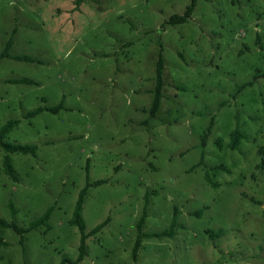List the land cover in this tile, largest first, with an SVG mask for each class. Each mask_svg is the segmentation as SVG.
Instances as JSON below:
<instances>
[{
  "label": "rangeland",
  "instance_id": "1",
  "mask_svg": "<svg viewBox=\"0 0 264 264\" xmlns=\"http://www.w3.org/2000/svg\"><path fill=\"white\" fill-rule=\"evenodd\" d=\"M191 2L0 0V264H264V0Z\"/></svg>",
  "mask_w": 264,
  "mask_h": 264
},
{
  "label": "trees",
  "instance_id": "2",
  "mask_svg": "<svg viewBox=\"0 0 264 264\" xmlns=\"http://www.w3.org/2000/svg\"><path fill=\"white\" fill-rule=\"evenodd\" d=\"M196 3L197 0H192L191 4L187 7L186 11L184 12L183 15H175L172 16L170 18V23L171 24H184L186 23L192 16L195 7H196ZM11 48V40L8 42L3 54L1 57H9V50ZM0 57V58H1ZM17 59L19 60H23V61H32V58L29 57H17ZM163 58L162 56L159 57L158 62H157V68H156V88H155V92H154V98H153V102H152V106H151V110H150V115L152 117H155L160 105H161V100H162V88H163V84H164V80H163ZM62 108L61 105L55 107V108H50L48 109V111L52 112V113H57L60 109ZM42 112V109H38L33 113H30L31 116H35L39 113ZM16 124V122H9L7 123L4 127H2L0 129V146L7 152V153H21V154H33L35 155L37 147L34 145H20V144H9L5 142V137L6 134L8 133V131ZM231 141H230V148L232 150H236L237 148H239L240 142L243 139V137H245L244 134H242L241 130H239L238 128L232 132L231 134ZM4 167H5V172L7 175H9L10 177H12L13 179H17L16 177V173L13 167V164L11 162V159L6 156L4 159ZM87 191V187L85 189H83L80 193L78 202L76 204V208H75V212H74V219L72 221V223L74 225H76L81 233V246H80V250L81 253L84 252L85 246H86V240L88 238V235L85 232V224L82 218V210H83V203H84V198H85V194ZM50 210H48L35 224H33V228L37 227L40 224H43L46 220L49 219L50 217ZM142 222H143V218L141 219L140 222V229L142 226ZM175 226V222L172 223L171 229H174ZM0 228H11L13 229L16 233L22 235L23 233L27 232L28 230H24L22 228H19L16 224L14 223H8L6 220L4 219H0ZM100 229V226H98L95 230L92 231V234L96 233L98 230ZM172 233H163V234H159V235H155V236H163V235H170ZM1 241V239H0ZM141 245V240L140 238H138L136 246H135V253H137L138 249L140 248ZM68 263L71 264H76V262H71V261H67Z\"/></svg>",
  "mask_w": 264,
  "mask_h": 264
}]
</instances>
